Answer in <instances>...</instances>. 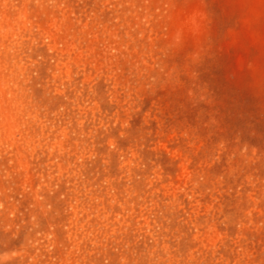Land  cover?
Returning <instances> with one entry per match:
<instances>
[{"label":"clouds","instance_id":"clouds-1","mask_svg":"<svg viewBox=\"0 0 264 264\" xmlns=\"http://www.w3.org/2000/svg\"><path fill=\"white\" fill-rule=\"evenodd\" d=\"M262 2L240 20L260 49L240 65L257 107L236 104L225 135L205 68L239 28L217 31L208 0H0V264H264V13L249 12ZM173 105L198 124L166 127ZM162 155L186 170L174 195Z\"/></svg>","mask_w":264,"mask_h":264},{"label":"rangeland","instance_id":"rangeland-1","mask_svg":"<svg viewBox=\"0 0 264 264\" xmlns=\"http://www.w3.org/2000/svg\"><path fill=\"white\" fill-rule=\"evenodd\" d=\"M245 0H208V5L210 9H214V11L210 12L211 15L217 16V26L216 30L220 31L226 24L231 23L233 27L239 28V38L235 44L229 43L227 41H220L219 44L216 46L211 63L205 68V79L207 83L210 85L211 89L216 96L217 103L216 108L218 115L221 119L224 120L223 126V134L228 135L232 128L237 123L236 120V112H235V105L239 104L241 107L247 109H254L257 107V99L255 97V93L247 88L244 87L243 84L245 81L250 79V75L246 70L241 69L240 65L242 64V58L252 59L257 56L258 52L260 51L258 46H254L249 39V28L244 27L241 25L240 20L245 15H249L246 11V5L244 4ZM249 12L251 14L257 13H264V2L260 3L259 6L253 3L250 8ZM253 26L258 33L264 34V19H261L258 22H254ZM238 72L240 75V81L236 82L231 79V73ZM43 74V69H42ZM105 85L103 81H100L96 85V90L98 94L103 95ZM164 95V94H161ZM153 98H146V107L144 116L141 118H133V127H138L142 122V119L148 116V112L151 110L152 107V100ZM169 99L172 98H165L161 100L162 104H168ZM101 110L108 111L109 113L113 110L106 102L101 103ZM165 119L166 127L172 126H196L198 124V120L196 118L195 113L192 109H181L173 105L171 108L167 109L165 112ZM153 120L156 121L157 126L159 121L156 119L155 115H153ZM257 128L259 130V135L261 140H264V118L257 120L256 122ZM145 131L148 129L145 128ZM117 130H113V135L116 134ZM157 131L155 127V122L152 124V132L153 136L149 137L148 140L154 141L155 140V132ZM203 132L204 130L201 129ZM214 139V137L212 138ZM211 142V140L209 141ZM254 143L260 141H253ZM102 141L97 138V145H100ZM146 145L148 141L145 142ZM129 141L122 140L120 141V147L126 149L128 147ZM261 146H264L262 143ZM97 151L103 152L104 149L98 147ZM145 157L152 155L150 152L145 149L143 153ZM43 161H41L42 163ZM161 163L165 165V171L173 174L174 183L170 182L169 185H161L164 189V195H174L176 188H178L181 183L185 182V169H181V171L175 176V168L174 165L172 167H167L168 159L166 156H161ZM116 157L113 155L112 160V172L115 173L116 171ZM223 165L216 166L212 171L213 173H219L222 170ZM93 171V166H88L86 175ZM259 175L264 176V168L259 170ZM231 183V181H229ZM171 188V191H169ZM216 197L214 196H205L204 200L197 201V204L200 205L202 203V210L197 207L196 211L199 214H204L209 211V209L213 206V202L215 201ZM221 202L225 206V210H235L236 206V199L234 195H223L221 197ZM190 207H192L190 205ZM216 207L219 208L220 205L216 204ZM259 212L264 213V208H261ZM42 226L46 224L45 220H41ZM214 235V234H213ZM201 241L204 240V237L200 238ZM187 246V242L185 245ZM140 247L142 248L143 245L141 244Z\"/></svg>","mask_w":264,"mask_h":264}]
</instances>
